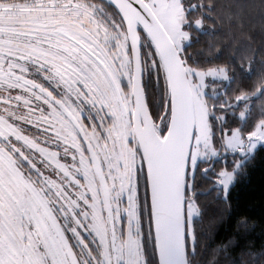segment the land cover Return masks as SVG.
Wrapping results in <instances>:
<instances>
[{"label":"trees","instance_id":"1","mask_svg":"<svg viewBox=\"0 0 264 264\" xmlns=\"http://www.w3.org/2000/svg\"><path fill=\"white\" fill-rule=\"evenodd\" d=\"M67 1L77 4L69 6L65 0H0V82L8 76L12 83L10 75L15 73L8 62L18 55L22 41L41 49L56 44L50 43L51 37L56 38L49 30L36 36L33 27L25 26L29 33H14L11 29L15 26L9 24L7 17L4 19L3 13L35 12L45 2L49 5L46 9L63 6L64 14L84 12L83 17L89 22L81 25V30L88 33L90 41L99 43L112 64L116 63L114 57L120 56L122 44L130 58L125 27L115 8L95 0ZM79 4L81 8L86 4L90 7L81 9ZM182 8L190 39L178 52L187 76L190 69L223 68L229 77L222 93L205 96L213 143L220 145L223 135L233 131L245 138L264 122V0H182ZM46 19L52 20L47 28L57 22L54 16L47 15ZM197 22L200 27H196ZM140 36L143 89L153 122L160 124L159 133L163 135L169 104L165 75L149 41L142 32ZM64 50H57L63 57V67L69 64L70 57ZM20 60L24 58H15ZM33 63L36 62L24 60V70H34ZM125 91L129 93V84ZM222 171L233 172L234 177L225 195L217 180ZM187 204L196 212L190 222L186 220L188 264H264V142L251 156L224 153L216 160L199 162L193 174L186 175L185 210ZM148 223L152 245L149 251L148 241L144 240L149 253L147 264H157L150 212Z\"/></svg>","mask_w":264,"mask_h":264},{"label":"rangeland","instance_id":"2","mask_svg":"<svg viewBox=\"0 0 264 264\" xmlns=\"http://www.w3.org/2000/svg\"><path fill=\"white\" fill-rule=\"evenodd\" d=\"M143 1L148 5L173 45L180 51L182 46L187 44L190 39V35L184 26L185 14L182 8V0ZM65 2L69 6H72L71 4L76 6L77 4L73 1L69 3L67 0ZM79 2L82 3L81 1ZM59 4L61 3L59 2ZM79 5L81 8V4ZM47 6L49 5L45 2L43 7L41 6L35 12L11 11L3 13V16L4 19L7 17L10 25L15 26L11 29L14 30V33H29L24 28L25 26L33 27V33L36 36L45 30L51 31L52 35L59 40H54L51 37L50 43L54 44L55 42L56 44L49 47H55L56 49L61 47L62 50H69L73 55H77L73 53V46L65 42L66 38H63L65 35H68L70 39L81 41L85 45L87 44L91 53L98 59H101L111 70L115 83L124 86L125 93L123 92V96L125 103L131 106V66L124 44L120 45V56L114 57L116 58V63L112 64L108 60L110 57L103 55L99 43L90 41L88 33L81 30L80 26L89 22V18L83 17L84 12L73 10L74 12L70 11L69 14H64L61 10L63 8L61 5L55 10L46 9L45 7ZM89 7L86 4L81 9ZM47 15L54 16V19L57 20L52 25L53 27L49 26L47 28L48 23L52 22V20L46 19ZM67 15L69 16L67 17ZM82 20L85 21L83 22ZM77 24L79 26L76 27ZM45 25L46 28L43 29ZM195 25L196 27H200L199 22L195 23ZM0 39H2L1 36ZM25 41L29 42V40ZM42 43L46 42L42 41ZM42 47L43 49H41V46L38 47L35 44L29 46L22 41V44H18V55L10 58L8 62L10 70H13L15 75H25L23 77H28L27 72L24 70V60H33L37 63L38 61L41 62L50 58L55 61L60 60L59 62L61 63L63 57L57 50ZM14 57L24 58V60L17 62ZM65 65L66 68L64 70L62 69L63 65L61 66L62 68L57 67L62 71L61 76L68 77L70 73L73 74L74 82L77 86L85 87L86 92L89 89H93L98 95L102 96L110 108H113L111 87L106 82L102 72L94 64H91L90 60L86 57H80L78 54L70 68L67 64ZM75 71L76 74L74 73ZM228 80L229 77L223 68L207 71L190 69L188 71L195 119V134L187 167V173L190 176L199 162L216 160L224 153L251 156L257 147L264 142V122H260L255 131L245 138L238 131H233L223 135L220 145L216 146L213 143L212 132L208 123L205 96L216 97L222 93ZM12 83L9 82L8 76L0 82V92H3L2 94L0 93V136L14 139L12 141L16 146H29L27 148L31 149L32 145L23 140V134L19 129L23 120L22 114L16 112L17 106L27 104V102L21 101L22 96L20 95V91L25 92V87L15 84L17 81L12 80ZM128 84L130 85L129 93L125 91ZM24 99L27 100L29 98ZM30 119L32 120L29 117L27 122ZM56 120L55 124L49 127L52 134L64 139V141L71 142L70 144L74 146L75 140L73 138L75 134H73L72 127L63 118L57 117ZM116 126L115 130L109 132L113 137L111 139L128 140V136L119 134V124H116ZM95 149L99 154L104 151L97 147ZM124 151L125 148L120 150L121 154ZM120 165L121 167L123 166L122 162L120 163L119 160L113 159L111 167L107 158H101L99 155V166L104 171L110 204L115 212V217L119 219V221L117 219L115 221L117 226L120 223V216L128 210V208L126 210L123 205H120L123 201L122 196L125 199V188L122 186V188L116 189L114 181V177L118 176L117 173L121 174L119 170ZM73 171L77 172L76 169ZM94 179L92 178V184L90 185L92 193L90 196L93 208L96 206V213L94 215L93 210V217L90 220L89 228L92 231H96L103 240L106 248L104 264H147V254L149 253L145 251L144 240L142 238L143 231L135 223L136 218L135 220L131 218L129 226L124 231L118 230L122 234H118L112 243L113 238L108 226L107 208L105 205H102L98 198V194H100L102 188ZM217 180L225 195L233 184V172L222 171L218 174ZM7 195L10 197V203L6 201L8 200ZM49 206L42 199V195L36 186L19 173L10 160L0 158V264H83L80 261L78 262L73 252V247L67 241L68 237H65L61 226L57 225ZM185 212L186 220L190 222L196 214L194 207L191 204H187ZM73 245L75 248H79L76 238L73 239ZM113 248L115 251H113Z\"/></svg>","mask_w":264,"mask_h":264},{"label":"flooded vegetation","instance_id":"3","mask_svg":"<svg viewBox=\"0 0 264 264\" xmlns=\"http://www.w3.org/2000/svg\"><path fill=\"white\" fill-rule=\"evenodd\" d=\"M65 37V42L73 46V53L90 60L91 64L102 72L109 85L102 67L108 71L113 81L115 80L111 70L91 53L87 44L70 39L68 35ZM68 53L70 68L77 55H73L69 50ZM59 61L47 58L38 61L39 64L33 63L35 70L28 69L26 71L28 77L10 75V81H17L25 87V92L20 91V95L21 101L27 104L17 106L16 112L22 114L23 120L19 129L23 134V140L29 142L32 147L29 149L27 148L29 146H16L12 141L14 139L0 136V158L10 160L15 169L36 186L42 199L50 205L57 225L61 226L65 237H68L67 241L73 247L78 262L83 264H104L106 253L101 236L89 228L93 210L94 215L96 213V206L93 208L90 196L92 178H95L101 188L102 185L107 188L104 171L99 166V155L101 158L106 157L111 167L113 159L119 160L123 166H119L121 174L117 173L114 181L116 189L122 186L125 188V199L122 196L123 201L120 205L128 210L121 213L118 226L108 190L106 189L107 203L102 190L98 194L102 205L107 208L112 243L118 234H122L118 230L124 231L129 226L131 218L134 220L136 218L135 223L143 231L142 238L148 241L150 251L152 243L148 225L150 210L147 180L140 162V151L132 125V102L130 101L131 106L125 103L124 86L114 81L123 107L110 85L113 98V108H110L102 96L93 89L86 92L85 87L77 86L73 74L70 73L68 77L61 76L62 71L59 68L62 67ZM64 68L66 65L62 69ZM74 73L76 74V71ZM149 111L152 117L153 112L151 109ZM29 117L32 120L27 122ZM57 117L63 118L72 127L75 147L70 144L71 142L52 134L49 129L55 124ZM116 124H119V134L128 136V140L111 139L113 137L109 132L115 130ZM95 147L104 151L99 154ZM124 148L125 151L121 154L120 150ZM74 169L77 170L76 173ZM7 198L6 201L10 203L8 195ZM74 238L78 241V249L73 245Z\"/></svg>","mask_w":264,"mask_h":264},{"label":"water","instance_id":"4","mask_svg":"<svg viewBox=\"0 0 264 264\" xmlns=\"http://www.w3.org/2000/svg\"><path fill=\"white\" fill-rule=\"evenodd\" d=\"M115 8L124 24L131 64L132 125L144 167L157 264H188L185 192L195 119L187 72L178 50L143 0H95ZM142 32L154 49L164 72L169 98L163 136L154 124L144 89ZM123 107L117 87L102 67ZM104 200L107 191L102 185Z\"/></svg>","mask_w":264,"mask_h":264}]
</instances>
